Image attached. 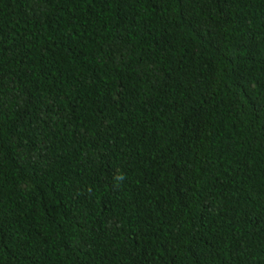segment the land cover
Wrapping results in <instances>:
<instances>
[{"label": "trees", "instance_id": "trees-1", "mask_svg": "<svg viewBox=\"0 0 264 264\" xmlns=\"http://www.w3.org/2000/svg\"><path fill=\"white\" fill-rule=\"evenodd\" d=\"M0 264H264V0H0Z\"/></svg>", "mask_w": 264, "mask_h": 264}]
</instances>
